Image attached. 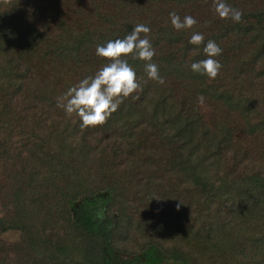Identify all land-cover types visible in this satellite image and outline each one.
Listing matches in <instances>:
<instances>
[{
  "label": "trees",
  "instance_id": "obj_1",
  "mask_svg": "<svg viewBox=\"0 0 264 264\" xmlns=\"http://www.w3.org/2000/svg\"><path fill=\"white\" fill-rule=\"evenodd\" d=\"M226 2L239 22L214 0H0V264H264V0ZM141 23L165 83L127 56L143 91L82 129L58 98ZM209 40L215 79L191 70Z\"/></svg>",
  "mask_w": 264,
  "mask_h": 264
},
{
  "label": "clouds",
  "instance_id": "obj_2",
  "mask_svg": "<svg viewBox=\"0 0 264 264\" xmlns=\"http://www.w3.org/2000/svg\"><path fill=\"white\" fill-rule=\"evenodd\" d=\"M213 7L221 19L239 22L243 15L241 10L229 5L226 0H214ZM169 16L172 26L177 31L191 29L197 24V20L191 15H186L181 19L173 11L169 13ZM150 32V27L141 23L135 25L123 39L110 40L104 46L98 45L96 54L109 62L99 68L94 75L87 76L70 87L58 98L57 107L63 108L69 116L74 113L78 115L82 129L105 124L125 98L143 91L135 69L126 59L129 55H132L134 59L148 62L145 65L148 78L164 84L165 80L160 76L158 66L151 63L155 49L148 39ZM141 34H144L143 38ZM189 43L204 44L203 34L193 33ZM203 51L208 58L192 63L191 70L215 79L222 69V64L214 57L219 56L222 49L216 42L209 40ZM198 99L202 103L204 98L199 97Z\"/></svg>",
  "mask_w": 264,
  "mask_h": 264
},
{
  "label": "rangeland",
  "instance_id": "obj_3",
  "mask_svg": "<svg viewBox=\"0 0 264 264\" xmlns=\"http://www.w3.org/2000/svg\"><path fill=\"white\" fill-rule=\"evenodd\" d=\"M200 109H201V112L203 114V117L205 118V120H207L209 117H210V113L212 112V107L210 106H203L201 105L200 106ZM219 118V117H218ZM0 224L2 226V228L4 227L3 225V221H2V214H1V211H0ZM0 239L5 243V244H11L13 242L16 241L17 239V234L14 233V232H4L0 235Z\"/></svg>",
  "mask_w": 264,
  "mask_h": 264
}]
</instances>
